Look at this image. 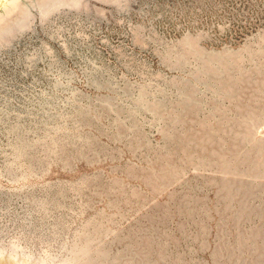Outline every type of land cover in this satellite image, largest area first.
<instances>
[{
    "label": "rangeland",
    "instance_id": "rangeland-1",
    "mask_svg": "<svg viewBox=\"0 0 264 264\" xmlns=\"http://www.w3.org/2000/svg\"><path fill=\"white\" fill-rule=\"evenodd\" d=\"M0 264H264V0H0Z\"/></svg>",
    "mask_w": 264,
    "mask_h": 264
}]
</instances>
